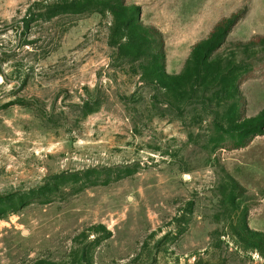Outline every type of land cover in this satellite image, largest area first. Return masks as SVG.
<instances>
[{
	"label": "rangeland",
	"instance_id": "374dc122",
	"mask_svg": "<svg viewBox=\"0 0 264 264\" xmlns=\"http://www.w3.org/2000/svg\"><path fill=\"white\" fill-rule=\"evenodd\" d=\"M0 77V264H264V0H0Z\"/></svg>",
	"mask_w": 264,
	"mask_h": 264
},
{
	"label": "trees",
	"instance_id": "16d2710c",
	"mask_svg": "<svg viewBox=\"0 0 264 264\" xmlns=\"http://www.w3.org/2000/svg\"><path fill=\"white\" fill-rule=\"evenodd\" d=\"M136 9L138 12L141 13L142 8L140 5H137ZM246 13H247L246 8H243V9H240L236 12H233L228 17L221 18L212 27L207 38L210 39V38L222 37L223 35L229 33L231 31V29L246 15ZM150 29L156 30L159 32V36H160V40H161L160 55H161L163 62L165 63V61H166V50H165V40H164L163 33L158 28H156L155 26L151 27ZM198 44L199 43H195L194 47H196ZM263 133H264V129L261 127L260 128L258 127L256 130V133L252 134L250 139L243 141L241 145H243V146L247 145L256 135H260Z\"/></svg>",
	"mask_w": 264,
	"mask_h": 264
},
{
	"label": "bare ground",
	"instance_id": "6f19581e",
	"mask_svg": "<svg viewBox=\"0 0 264 264\" xmlns=\"http://www.w3.org/2000/svg\"><path fill=\"white\" fill-rule=\"evenodd\" d=\"M2 80V78L0 77V81Z\"/></svg>",
	"mask_w": 264,
	"mask_h": 264
},
{
	"label": "crops",
	"instance_id": "0c3cea01",
	"mask_svg": "<svg viewBox=\"0 0 264 264\" xmlns=\"http://www.w3.org/2000/svg\"><path fill=\"white\" fill-rule=\"evenodd\" d=\"M215 25V24H214Z\"/></svg>",
	"mask_w": 264,
	"mask_h": 264
}]
</instances>
